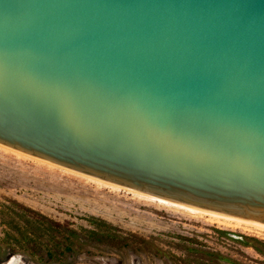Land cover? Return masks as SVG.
Here are the masks:
<instances>
[{
	"label": "water",
	"instance_id": "1",
	"mask_svg": "<svg viewBox=\"0 0 264 264\" xmlns=\"http://www.w3.org/2000/svg\"><path fill=\"white\" fill-rule=\"evenodd\" d=\"M0 143L264 224V0H0Z\"/></svg>",
	"mask_w": 264,
	"mask_h": 264
},
{
	"label": "rangeland",
	"instance_id": "2",
	"mask_svg": "<svg viewBox=\"0 0 264 264\" xmlns=\"http://www.w3.org/2000/svg\"><path fill=\"white\" fill-rule=\"evenodd\" d=\"M106 182L0 145V264H264V234Z\"/></svg>",
	"mask_w": 264,
	"mask_h": 264
},
{
	"label": "bare ground",
	"instance_id": "3",
	"mask_svg": "<svg viewBox=\"0 0 264 264\" xmlns=\"http://www.w3.org/2000/svg\"><path fill=\"white\" fill-rule=\"evenodd\" d=\"M0 145H2V144H0ZM106 183H108V182H106ZM137 193H140L141 195H144L146 197H150L152 199L159 200L161 202L176 205V206L184 208L188 211L190 210V211L202 212L203 214H207L212 220H214L215 222H218L220 224H224L227 226L240 227L244 230L252 231V232H255L258 234H264V224L263 223H259V222H255V221H250V220H246V219H242V218H237V217H233V216H229V215H224V214H220V213H216V212H211V211H207V210H203V209H198V208L182 205L179 203H175V202H171L168 200L153 197V196L141 193V192H137ZM209 217H208V219H209Z\"/></svg>",
	"mask_w": 264,
	"mask_h": 264
},
{
	"label": "trees",
	"instance_id": "4",
	"mask_svg": "<svg viewBox=\"0 0 264 264\" xmlns=\"http://www.w3.org/2000/svg\"><path fill=\"white\" fill-rule=\"evenodd\" d=\"M94 222H97L96 225L97 224H101V227H104V228L106 227L107 229L114 228L112 225H110L109 223H106L103 220H99V221L98 220H94ZM18 228H20V227H18ZM45 228L49 232H53V231L58 232V228L53 223H51L50 221H46V227ZM70 232H71L72 236H74L75 232L74 231H70ZM91 232L97 233V231H95V230H91ZM20 234H21L22 237L25 238V235H24L23 231H21ZM50 235H52V234H50ZM69 236L70 235H67V237H66L67 239H65V241H64L65 242V248H67V249H69L72 246L71 245L72 244V239Z\"/></svg>",
	"mask_w": 264,
	"mask_h": 264
}]
</instances>
